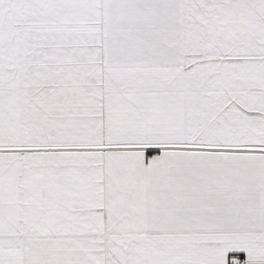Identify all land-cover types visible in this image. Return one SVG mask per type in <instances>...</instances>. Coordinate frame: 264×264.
<instances>
[{"label":"snow or ice","instance_id":"1","mask_svg":"<svg viewBox=\"0 0 264 264\" xmlns=\"http://www.w3.org/2000/svg\"><path fill=\"white\" fill-rule=\"evenodd\" d=\"M0 264H264V0H0Z\"/></svg>","mask_w":264,"mask_h":264}]
</instances>
